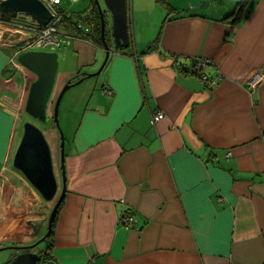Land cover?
Returning <instances> with one entry per match:
<instances>
[{
  "label": "crops",
  "instance_id": "1",
  "mask_svg": "<svg viewBox=\"0 0 264 264\" xmlns=\"http://www.w3.org/2000/svg\"><path fill=\"white\" fill-rule=\"evenodd\" d=\"M240 1L173 4L184 16L173 12L161 25L157 49L147 53L149 33L135 37L134 6L133 14L129 8L128 47L112 45L101 72L88 78L105 51L73 37L69 22L59 23V45L66 48L57 54L61 72L53 99L67 83L73 86L59 103V127L52 103V123L41 130L58 196L62 172L65 184L41 244L46 260L264 264V0H246L245 16L233 23ZM143 3L135 6L139 17ZM71 11L76 17L88 13ZM13 22H0V249L34 242L28 222L44 221L35 240L41 238L54 206L12 161L35 80L17 57L57 46L16 55L33 38L27 29L33 22L24 15ZM65 35L71 36L66 42ZM194 59L203 62L196 74ZM254 75L260 78L251 84ZM156 112L163 118L151 124ZM125 213L133 218L127 225ZM16 254L0 250V264Z\"/></svg>",
  "mask_w": 264,
  "mask_h": 264
},
{
  "label": "water",
  "instance_id": "2",
  "mask_svg": "<svg viewBox=\"0 0 264 264\" xmlns=\"http://www.w3.org/2000/svg\"><path fill=\"white\" fill-rule=\"evenodd\" d=\"M94 2L101 20V46L105 51V58L99 69L95 73L84 76L85 78L98 75L110 54V47L104 38V13L99 1L94 0ZM103 3L106 12L111 17V37L114 48L117 51L127 48L130 35L126 0H103ZM19 15L28 17L40 27H45L52 19L50 11L40 0H0V22L7 24ZM19 43L12 46H17ZM17 63L35 76V80L29 86L25 112L38 122L46 124L49 120L47 109L53 103L54 121L57 122L61 98L65 91L73 86L67 83L56 99H53V89L58 72L57 53L31 50L21 53L17 57ZM79 82L81 79L77 81V83ZM12 165L31 183L44 201L54 202V206L47 220V230L41 238L35 240L45 226L44 221L28 222V225L31 226L29 236L33 238L34 242L30 241L26 245L0 249H8L17 253L5 264H54L53 261L46 260V249L41 244L49 236L54 214L65 194L64 176L62 172V189L58 196V181L53 170L49 144L41 129L31 122H26L23 125V134L14 154Z\"/></svg>",
  "mask_w": 264,
  "mask_h": 264
},
{
  "label": "built area",
  "instance_id": "3",
  "mask_svg": "<svg viewBox=\"0 0 264 264\" xmlns=\"http://www.w3.org/2000/svg\"><path fill=\"white\" fill-rule=\"evenodd\" d=\"M40 1L50 11V13L52 15V19L45 27H39L36 24H34V22L32 21L33 22L31 24L32 27L28 26L27 29L30 30V33L33 35V38L29 39L30 41H28L25 45H23L22 48L18 49L15 52L16 55L20 54L22 51L27 50V49L41 48V47H45V46H58L60 40L63 38H61L60 35L58 34L57 26L59 25V23L61 22V19L63 18V16L65 14L68 15L69 17H71L68 14L69 8H66V7L64 8L62 3L66 2L67 4H73L77 0H40ZM73 17L74 18H72V19H76V18L79 19V20L76 19L77 24H78L77 26H81V28L77 27V30L79 31L80 37H83L85 35V31H87V29L85 27L88 25L87 20H84V14H81V16H80L81 18L76 17V16H73ZM7 24L12 26L11 22H9ZM87 27H89V26H87ZM70 38H71V36L65 35V42L68 41V39H70ZM202 63H203L202 60L199 61L198 59H194L192 61V65L190 68L191 72L196 74L197 71L200 69ZM259 78L260 77L258 75H254L252 80H251V84H255L259 80ZM203 79L207 83H209L206 77H203ZM212 83L213 82H211L210 84H212ZM162 118H163V114L161 112H156L152 115L150 122H151V124H154L155 122L161 120ZM228 155H230V154H228ZM121 221L123 223H125V225H127L133 221V218H132L130 213H125L122 215Z\"/></svg>",
  "mask_w": 264,
  "mask_h": 264
},
{
  "label": "rangeland",
  "instance_id": "4",
  "mask_svg": "<svg viewBox=\"0 0 264 264\" xmlns=\"http://www.w3.org/2000/svg\"><path fill=\"white\" fill-rule=\"evenodd\" d=\"M98 1H99L101 9L105 10L103 0H98ZM166 1L170 6H172L174 8H175V6L173 4H180L181 1L183 2V0H166ZM139 2H144L142 4L143 5V8H142L143 12L140 11V17L138 16V14L135 10V6ZM91 4H94L93 0H77L73 4H67L66 2L62 3V5H64V8L66 7L72 11H76V12L80 11L83 13L86 11V9L90 8ZM126 6H127V10L130 8L132 14H133V6H134L135 23L133 24V22H132L131 28H132V30L135 29V33H136L135 37H138L142 33L147 32V33H149V35L146 36V39L153 41L155 39V37L158 35L161 23H162L165 15L167 13V9L165 8V6L160 4V3H157L156 0H126ZM84 15H86V14H84ZM144 18H146L147 21L146 20L144 21ZM137 19H138V21H137ZM148 21H151L150 25L148 24ZM107 25H108V28H111V17L107 21ZM58 26H59L58 31L61 33L62 29L60 28V24ZM147 29H148V31H146ZM100 35H101V32H100ZM109 36H110V40L112 42L111 44L114 45L112 37H111V32H110ZM104 38H105V33H104ZM137 41H138V43L140 42L139 40H137ZM62 44H64V43H62ZM62 44H60L59 46L54 47V48H51V47L43 48V50H41V51L48 52V51L54 50V52H56L58 54L59 48H61L62 46H65ZM62 48H66V47H62ZM60 69H61V63H60L59 58H58V72L57 73L61 72ZM26 122H34V119L32 117H30L29 115H25L24 124ZM50 122L52 123V120H50L48 123H50ZM58 124H59V121H58V113H57V122L55 123V125H57L59 127ZM45 127H46V125H44V124L38 126V128L41 129L42 131Z\"/></svg>",
  "mask_w": 264,
  "mask_h": 264
},
{
  "label": "trees",
  "instance_id": "5",
  "mask_svg": "<svg viewBox=\"0 0 264 264\" xmlns=\"http://www.w3.org/2000/svg\"><path fill=\"white\" fill-rule=\"evenodd\" d=\"M157 2H159L160 4L164 5L165 8L167 9V13L164 17V20L162 21L161 25L164 23V21L169 20L172 16L171 14L174 12L173 17L178 18V17H183L184 16V11L181 13H175V10L172 6H170L166 0H156ZM247 6V2L246 0H241L236 8V10L234 11V13H232V22L233 23H237L238 21L241 20V18H243L244 15V9ZM70 10V9H69ZM88 11V13L86 15H84V20H87V23L89 27L85 26L87 31H85V35L83 36V40H86L90 43H92L94 46L96 47H100L102 45V41H101V20H100V16L99 13L97 11L96 6L93 4H91V7L89 9H86ZM68 12V11H67ZM72 12V11H71ZM70 12V14H71ZM80 12H78L77 14H79ZM82 14V13H81ZM74 15L72 14L71 17H69L68 15H64L63 18L61 19L62 21L65 22H69V24L71 25V27L73 28V31L75 32L76 36L73 37H80L79 35V31L77 30V27L81 26H77V20H79L78 18L76 19H72ZM171 16V17H170ZM80 17V16H78ZM170 17V18H169ZM75 26V27H74ZM162 26H160V30L158 32V35L155 37V39L150 42L147 46L144 52L142 53H147L151 50H155L157 49L158 45H159V36H160V31H161ZM106 36V35H105ZM193 61V60H192ZM108 62V60H107Z\"/></svg>",
  "mask_w": 264,
  "mask_h": 264
},
{
  "label": "flooded vegetation",
  "instance_id": "6",
  "mask_svg": "<svg viewBox=\"0 0 264 264\" xmlns=\"http://www.w3.org/2000/svg\"><path fill=\"white\" fill-rule=\"evenodd\" d=\"M93 2H94V0H93ZM94 4H95V2H94ZM93 5V4H92ZM96 6V5H95ZM103 13H104V28H105V30H104V33H105V40H106V43H107V45L109 46V47H111L112 46V42H111V40H110V30H111V28H108V25H107V21L110 19V14L109 13H107L106 12V10H103ZM11 23L12 24H14V23H16V22H13V21H11ZM101 26V25H100ZM31 123H33L34 125H36L37 127L38 126H40V125H43L42 123H40V122H38V121H34V122H31ZM47 125V124H46ZM40 128V127H39Z\"/></svg>",
  "mask_w": 264,
  "mask_h": 264
},
{
  "label": "bare ground",
  "instance_id": "7",
  "mask_svg": "<svg viewBox=\"0 0 264 264\" xmlns=\"http://www.w3.org/2000/svg\"><path fill=\"white\" fill-rule=\"evenodd\" d=\"M192 62V61H191ZM50 152H51V150H50ZM51 156H52V154H51ZM52 162H53V160H52ZM53 170H54V167H53ZM54 174H55V172H54ZM58 187H59V184H58Z\"/></svg>",
  "mask_w": 264,
  "mask_h": 264
}]
</instances>
